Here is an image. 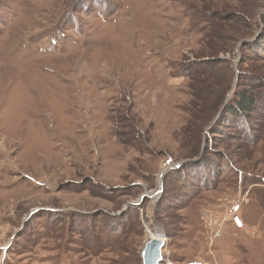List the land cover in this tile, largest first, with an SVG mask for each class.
I'll use <instances>...</instances> for the list:
<instances>
[{
  "label": "rangeland",
  "instance_id": "1",
  "mask_svg": "<svg viewBox=\"0 0 264 264\" xmlns=\"http://www.w3.org/2000/svg\"><path fill=\"white\" fill-rule=\"evenodd\" d=\"M151 232L264 264V0H0V264H144Z\"/></svg>",
  "mask_w": 264,
  "mask_h": 264
},
{
  "label": "trees",
  "instance_id": "2",
  "mask_svg": "<svg viewBox=\"0 0 264 264\" xmlns=\"http://www.w3.org/2000/svg\"><path fill=\"white\" fill-rule=\"evenodd\" d=\"M254 44H257L256 42ZM252 44L249 43V47L247 49H251L254 52L256 51L254 48L255 47H251ZM256 54V53H255ZM257 107V103H256V99L248 94L245 93H241L238 97V99L235 101L234 105L229 108L228 113H231L230 116L236 118V117H240V116H247L250 114V112L256 110Z\"/></svg>",
  "mask_w": 264,
  "mask_h": 264
},
{
  "label": "water",
  "instance_id": "3",
  "mask_svg": "<svg viewBox=\"0 0 264 264\" xmlns=\"http://www.w3.org/2000/svg\"><path fill=\"white\" fill-rule=\"evenodd\" d=\"M164 176V175H163ZM161 190H159L160 192ZM162 246L156 239H150L147 241L144 248V264H161L163 261L162 258Z\"/></svg>",
  "mask_w": 264,
  "mask_h": 264
},
{
  "label": "bare ground",
  "instance_id": "4",
  "mask_svg": "<svg viewBox=\"0 0 264 264\" xmlns=\"http://www.w3.org/2000/svg\"><path fill=\"white\" fill-rule=\"evenodd\" d=\"M152 238L158 240L160 243L165 245L166 242H169V238L166 235L157 236L155 233L151 232Z\"/></svg>",
  "mask_w": 264,
  "mask_h": 264
},
{
  "label": "built area",
  "instance_id": "5",
  "mask_svg": "<svg viewBox=\"0 0 264 264\" xmlns=\"http://www.w3.org/2000/svg\"><path fill=\"white\" fill-rule=\"evenodd\" d=\"M206 215H208L210 217V219L214 220L213 222H217L216 220L218 219L215 215L213 214H209V212H206ZM220 229H217L216 232H215V235L218 236L220 235Z\"/></svg>",
  "mask_w": 264,
  "mask_h": 264
}]
</instances>
